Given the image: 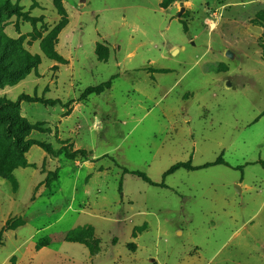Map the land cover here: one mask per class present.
I'll use <instances>...</instances> for the list:
<instances>
[{"label": "rangeland", "instance_id": "374dc122", "mask_svg": "<svg viewBox=\"0 0 264 264\" xmlns=\"http://www.w3.org/2000/svg\"><path fill=\"white\" fill-rule=\"evenodd\" d=\"M7 1L0 62L40 64L0 76V99L71 102H21L15 133L90 156L17 155L0 125V172L25 162L0 179V229L28 224L65 264H264V0ZM1 242L0 264L22 258Z\"/></svg>", "mask_w": 264, "mask_h": 264}, {"label": "trees", "instance_id": "16d2710c", "mask_svg": "<svg viewBox=\"0 0 264 264\" xmlns=\"http://www.w3.org/2000/svg\"><path fill=\"white\" fill-rule=\"evenodd\" d=\"M184 0H160L159 7L163 10H166L169 8L173 3L175 2H182ZM54 7L57 9L62 10L60 0H54ZM14 9V6H11L9 1H0V10H4L7 12H11ZM66 24H61L59 26V30L64 28ZM11 44L15 45V41H9ZM1 44V43H0ZM15 57L16 62H10L8 64H2L0 62V76L8 75V74H14L19 72H28L29 70L33 69L35 66L40 64V59L38 56L31 57L29 54H21L19 51L15 50ZM109 84H104L102 86L96 87V88H87L83 95H91V94H99L102 93L105 89H108ZM21 102L26 103H39L41 105L46 106H56L60 105L63 108H67L70 103L62 104L58 100H42L40 98L35 97H29L26 95H20L18 99L15 102H10L6 100L0 99V125H2V136L4 138L9 139L11 147L13 148V151L17 155H23L28 150L33 147L37 146L40 149H42L47 155L57 158L62 152H64V155L67 159L73 160L77 157H80L82 159L87 160L90 156L89 153H87L84 150H76L74 152H70L66 149H60L58 151H54L53 148L50 145L44 144L42 142L36 141V140H26L24 141L18 134L15 133L17 130H28L31 129L30 124L19 115V105ZM18 108V110H16ZM221 162L215 161L212 164H205L202 168H207L210 166H217L220 165ZM25 162H22L20 164H15L14 166H10L4 169L3 172H0V178L4 179L6 181H10L12 184L15 183L13 179V173L18 168H24ZM179 169L184 170H190L192 169L189 164L185 163H177L170 167L164 174L163 178L173 174L175 171ZM193 169H199V168H193ZM123 175H131L133 177H136L138 179H141L144 183L149 184L154 187L158 188H165L164 184L161 182L160 184L152 183L148 177L138 171H128L126 169H122ZM8 181V182H9ZM16 222V221H15ZM12 220H8L5 225L0 229V245H2L1 237L2 234L5 231L13 230L19 226L24 225L22 221H18L16 224ZM77 237L74 234H68L66 237L67 241H72V239H76ZM73 242V241H72ZM91 254L95 255L96 253L94 251H91Z\"/></svg>", "mask_w": 264, "mask_h": 264}, {"label": "crops", "instance_id": "0c3cea01", "mask_svg": "<svg viewBox=\"0 0 264 264\" xmlns=\"http://www.w3.org/2000/svg\"><path fill=\"white\" fill-rule=\"evenodd\" d=\"M60 107L63 108L62 106ZM27 226L28 224H24L13 230H8L4 232V236L6 238L17 241V249L20 250L22 248L23 250L21 254L22 258L19 257L18 259H16V262L14 264H18L27 256L30 261L28 264H33L34 262L38 264H65V262L69 261V257L66 254H60L57 251L51 250L50 245L44 246L40 249H36L35 244L32 242V240L37 234V231L35 232L36 234L30 231H24L23 229H25ZM15 257L16 256L14 255V253H11L5 260H7L8 263L13 264L12 259Z\"/></svg>", "mask_w": 264, "mask_h": 264}, {"label": "water", "instance_id": "95a60500", "mask_svg": "<svg viewBox=\"0 0 264 264\" xmlns=\"http://www.w3.org/2000/svg\"><path fill=\"white\" fill-rule=\"evenodd\" d=\"M228 57H230V53L227 54ZM228 86H229V83H228ZM236 190H238V188L236 187Z\"/></svg>", "mask_w": 264, "mask_h": 264}]
</instances>
